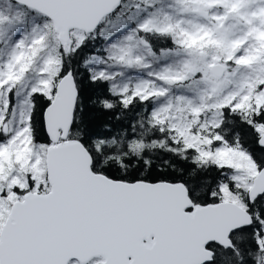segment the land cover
Segmentation results:
<instances>
[{
    "label": "snow or ice",
    "instance_id": "6c2138e0",
    "mask_svg": "<svg viewBox=\"0 0 264 264\" xmlns=\"http://www.w3.org/2000/svg\"><path fill=\"white\" fill-rule=\"evenodd\" d=\"M0 264H264V0H0Z\"/></svg>",
    "mask_w": 264,
    "mask_h": 264
}]
</instances>
